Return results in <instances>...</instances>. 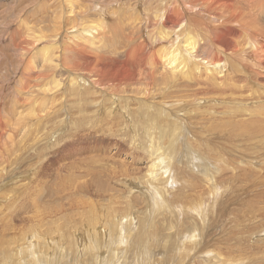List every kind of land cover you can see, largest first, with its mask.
Masks as SVG:
<instances>
[{
	"label": "bare ground",
	"instance_id": "1",
	"mask_svg": "<svg viewBox=\"0 0 264 264\" xmlns=\"http://www.w3.org/2000/svg\"><path fill=\"white\" fill-rule=\"evenodd\" d=\"M86 1L60 0V5L51 8L54 15H52L53 20L49 19L52 20V23H49H51L50 28L54 30L52 36L56 37L51 41L44 40L47 38L44 29L49 27L42 25L41 27L37 26L38 29H34V24L33 27L27 26L28 23L26 24V29L34 34V38L26 39L25 43L21 41L22 43L16 45L22 48L24 52L22 55H26L35 52L36 48H31L34 47V43L43 41L42 47L40 48L37 45L39 48L37 47L35 52L41 59L37 60L39 61L38 64L34 62L37 64L35 68L31 66L24 67V75L21 76L25 78L23 82L20 80L22 82L21 87L19 86L18 89L20 94L17 92L19 98L15 100L19 102L22 96L24 97L25 107L28 106L29 118L32 120L36 119L39 114L44 116V112H41L46 108H48L46 113H49L51 109H55L53 113L50 112V115H46L47 117L52 116V119L59 124V128L56 127L58 131L61 130V125L63 126L64 123L71 120L70 118L73 119V125L88 124L91 127L88 130L93 131L94 129L97 131L95 127L100 122V117L105 114L104 120L106 119L112 126L119 127V129L109 132L111 136H119L123 141H129L134 149L142 148L144 145L142 150L148 153L150 166L147 168V174L141 175L139 178V180L142 179L144 184L141 181L133 183L135 187L139 188L135 192L142 190L143 195L147 197V199L145 197L146 203L153 204H151L154 208L152 216L154 217V213L162 214L164 219L147 218V221L142 217L134 219L136 217L135 215L132 216V212L126 219H118L117 222L115 219L113 223L114 231L120 234L126 226L128 232L135 234L136 241L132 238L135 243H131V248H129L130 239L127 237V241H124V243L128 245L118 255L121 258H119L120 262L119 259H115L116 254L115 258L109 257L111 261L115 259L119 264H135V255L139 253L138 249L140 248V255L143 254L144 262L147 264L151 263L152 260L151 256H148L150 253L148 249L146 248V251H144L143 247L151 246V240L157 242L160 237L165 238V219H168L165 213L173 214L176 211L175 206H180L183 208L180 209L181 214L191 215L194 219L197 214L196 210L199 208V204L196 203V206L193 204V207H185L183 200L185 197L182 196L168 199L165 196L166 192L160 188L168 189V184H171L170 172H178L179 164L183 160L178 141L181 136L184 137L181 133L188 132V130L185 129L183 119L178 116L179 112L187 109L188 115L191 111H195L193 114H196L198 107L204 106L205 109L198 112L202 113L201 115H204V117L216 118L218 115L222 123L220 125H224L226 126L224 128L229 129L228 131L226 129V132L245 133L246 139L264 146V0H141V3H133L131 6L123 1L125 3L123 7L118 6V4L114 5L115 2L112 4L114 0H111L112 5L108 6L106 4L103 6L105 0L102 3L99 1L100 5L98 4V7L93 5L95 2L87 3ZM118 1L120 3V0ZM147 1L148 3H146ZM92 16L94 17L92 18ZM79 18H81V21H79V23L81 22L80 27L75 29L80 32L78 41L72 43L73 45L58 43L60 42L57 39L58 33L55 34L58 24L60 25L62 21L71 24ZM23 22H25V18ZM24 34L26 33L24 32ZM25 37L26 35L23 39ZM67 42H64V44ZM31 57V55L28 56V58ZM64 75L67 78L66 82L63 80ZM33 77H36L38 83L36 81L35 84L33 83L35 78L32 82ZM57 78H60V80ZM52 82L55 83L54 86H52ZM151 96L155 99V102L151 101L150 103L153 102V104L156 103V105L161 106H146L142 112L140 109L137 115H133L132 109L134 107L129 104L131 98L137 99L138 102L134 104L140 107V100H144L146 105L150 100L146 102V99ZM71 105H77V110H73L77 112L76 114H72ZM169 105L172 106L173 111L170 110ZM191 107H194L197 111ZM19 108L17 106V109ZM37 110L40 112L39 114ZM15 111H17L16 108ZM173 112L175 114H172ZM19 115L20 113L18 117L23 116L22 114ZM42 118L44 119V117ZM38 119L41 118H37V121ZM206 119L209 120L208 117ZM11 120L9 119V121ZM34 123L31 122L30 126H26L28 128L23 127V129L25 128V136L22 135L21 146L26 147L28 144L37 143L35 141L32 143L30 140L31 143L27 144L25 141L26 137L31 134L28 130L31 126H34ZM20 124L19 126H21ZM213 125L214 123L211 126ZM35 126H39V129H36L38 132L34 131L33 137H31L37 140L47 139V144H50L48 147L51 148L53 144H51V141L56 137L54 133L58 131H55V128H50V130L47 129V132H43L48 124L41 125L39 121L36 122ZM212 128L215 129V126ZM43 133L46 136L51 134V136L45 137ZM186 134H189V132ZM59 135L57 137H63L62 134ZM78 135L85 137L86 134L83 135L82 132H78ZM2 137L3 134L0 135V177L7 173V168L16 163L14 158L9 157H16L17 160L19 158L18 152L15 155V152L9 147L2 148L7 145V143L1 144ZM21 146H18V149H21ZM161 149L163 151H160ZM188 153L192 155L194 152L189 150ZM48 158L52 157L49 156ZM172 160H174L173 164H171ZM6 163H9L10 166ZM126 169H120V174L124 177H130L131 174ZM174 180L178 182V176H175ZM121 181L128 183L126 180ZM129 183L133 185L132 179ZM181 183L185 185L184 182ZM134 186H131V188H134ZM191 186L197 187L195 184ZM113 189L111 187V190ZM131 193L129 191V195ZM122 197L124 198V196ZM201 219L203 218L201 217ZM38 220L42 222L41 219ZM30 222H32V219ZM117 223L120 226L115 227ZM191 223H193L191 228H184L185 223L172 224L169 227L170 230L167 231L168 233H165L167 239L174 240L173 249L182 248L179 252H176V255L181 254L183 260H187L188 255L199 252L202 247L201 236L197 233L186 235V240L180 238L183 232L185 234L193 227L195 229L199 228L198 221ZM183 224L184 226L181 227ZM53 225L56 224L53 223ZM143 225L145 231L143 229L138 231L139 226L142 227ZM204 225L205 223L202 224V226ZM134 226L136 229H133ZM123 227L124 229H122ZM5 229L7 230V228H4L3 231ZM60 229L56 227L55 234L58 235L63 231ZM27 230L24 232L25 234L19 237L21 240L17 243L19 245L15 246L16 249L13 247L15 250L12 248V251L9 250L5 253L3 257L4 264H50L47 263V256L53 250L60 248L57 246L59 243L58 236L55 234L57 238L54 235L50 236V233H54L51 227L38 231L31 225ZM68 230L67 232H70ZM127 230L125 229V231ZM27 238H29V241L26 240ZM59 238L63 241L65 235L61 233ZM4 240L6 239L4 238ZM4 240L2 241L4 242ZM143 240L145 245L142 243ZM80 244L79 250L83 255L77 256L78 254L75 255V243L72 239L70 242L63 243L60 252L62 257L60 256L58 262H56L58 254H55V264H82L84 262L87 264H105V257H95L96 254L92 256L93 251L95 249L99 251L100 247H92L90 240ZM118 244H116L117 247L120 246ZM132 247H135L134 252H132ZM155 247L157 248V246ZM173 252L175 253V251ZM87 254H89V257H87ZM101 255L103 256V253ZM52 257L54 258V255ZM165 257L164 259H169ZM170 257L173 259L172 256ZM53 258L50 262L53 261ZM131 258L133 260H130ZM215 259L216 257L210 258L206 264H216L217 260ZM242 264H251V262L246 261Z\"/></svg>",
	"mask_w": 264,
	"mask_h": 264
},
{
	"label": "rangeland",
	"instance_id": "2",
	"mask_svg": "<svg viewBox=\"0 0 264 264\" xmlns=\"http://www.w3.org/2000/svg\"><path fill=\"white\" fill-rule=\"evenodd\" d=\"M99 1L102 3L103 0H87L86 2H95L93 5L98 7L100 5ZM105 1H103L104 5H101L105 6L106 4V6H108L111 4L110 2H112L111 0ZM123 1H126L128 6H131L133 3H141V0H120V3H118V0H114L112 4L115 2L114 5L118 4V6L121 5L123 7L125 6ZM121 2L124 5H122ZM60 3V0H0V120L2 119L3 121H0V135L3 134L1 144L7 143V145L2 148L6 149L9 147L15 152V155L18 152L17 155L19 156L18 160L16 157H9L14 158L16 163L10 168H7V173H5L3 177H0V264H4L3 257L7 251H12L13 247L16 249L15 246L19 245L17 243L21 240L19 237L25 234L24 232H26L27 228L31 227V225L38 231L46 227H51L53 232L56 227L59 229L61 227L63 228L60 229L63 231L58 235L55 234V232L50 233V236L54 234L58 236L59 243L57 246L60 248L55 249L56 251L53 250L47 256L49 259H47V263L55 264L54 259L56 258V262H58L60 256L62 257V253L60 252L63 243L65 244L67 241L70 242L72 239L75 243V255H83L79 250V246H81L80 243L84 244L90 240L92 247H100L99 251L97 249L93 251L94 253H92V256L96 254L95 257H105V264H111L113 262L119 264L121 258L120 256L118 257V255H120L122 249L126 248L128 245H126L124 241H127L128 237V239H130L128 246L131 248L130 244L135 243L134 240L136 236L134 233L128 232L126 226L124 227L127 231H125L123 227L122 229L124 230H121L120 234L114 231L113 223L115 219L116 222L118 219H126L131 212L132 216L135 215L136 217L134 219L140 217L146 221L147 218L155 220L164 219L162 214L154 213V217L152 216L154 210V208H152L153 204L149 203L148 200L147 202L149 204L146 203L147 197L143 195L142 190L137 193L135 192L139 188L135 187L133 183L139 181L143 182L142 179L139 180V178L141 175L147 174V168L150 166L148 153L142 150L144 145L142 148L134 149L129 141H123L119 136H111L109 132L119 129V127L112 126L106 119L105 121V114L100 117V122H98L95 127L97 131L94 129V132L88 130L91 128L88 124L73 125L72 118H70L71 120L67 121V123H64L63 126L61 125V130L58 131L59 124L52 119V116L47 117V115H50V112L53 113L55 109H49L50 112L46 113L48 112V108H46V110L41 112H44V116L39 114L40 112L37 110L39 114L37 118H41L38 119L39 123L41 125L44 123L45 125H50V127L47 126L48 128L46 127L43 132H47V129L50 130V128L56 129L57 126L55 131L58 132L54 133L56 137L51 141V144L53 143L51 146L52 150L48 147L50 144H47V139L41 138L37 140L32 138L34 131L38 132L36 129H39V126H35L38 121L37 118L34 120L29 118V108L28 106L25 107L26 101L23 96L19 101L21 105L17 102L19 98L18 95L20 94L18 89L21 87L25 78L21 76L24 75V67L31 66L35 68L39 62L37 60L41 59L35 52L37 47H42L43 41H38L39 43L37 42L36 44L34 43V47L31 48H36L34 50L35 52L27 53L26 55H22L24 54L22 48L18 47L16 44L22 43L23 41V43H25L26 39L34 38V34L28 32L26 29L27 26H35L34 29H38V27L42 25L44 27H49L44 29L47 35V38L44 40L51 41L56 39L55 36H52V34L54 35L53 28H50L51 21L53 20L52 15H54V13L52 14L51 8L60 5ZM146 3H148V1ZM93 17L94 16H92V18ZM24 18L26 23L23 22ZM42 21L45 22L43 23ZM79 21H81V18L76 19V21L71 24H67L65 21H62L60 25L58 24L55 32V34L58 33V41L60 40L58 43L61 44L62 42L63 45H73L72 43L78 41L77 39L80 36V32L75 29L80 27L81 22L79 23ZM27 23L28 25L26 26ZM48 29L51 30L49 31ZM24 32L26 34H24ZM25 35L26 37L23 39ZM65 40L68 41L66 44H64V42H66ZM30 55L33 58H28ZM34 62H37V64ZM65 76L66 75H64V79L62 78L63 76L61 78L66 82L67 78ZM58 80H60V78ZM35 81L38 83L36 77H33L32 82L34 84ZM54 85L55 83L52 82V86ZM151 101L155 102L152 96L146 99V105L144 100L142 101L141 99V106L138 107L139 105L134 104L138 102V100L131 98L129 104L134 107L132 109V114L137 115L139 110L141 109L142 112L146 106H161L158 104L156 105V103L153 104V102L150 103ZM17 106L20 108L17 109ZM71 106L72 114H76L77 112L73 110H77V105ZM74 106L75 108H73ZM15 108L17 111H15ZM169 108L173 111L171 105H169ZM191 108L196 110L194 107ZM198 108V111L205 109L204 106H199ZM155 111L157 110L155 109ZM187 111L188 110L185 109V111L179 112L178 115L183 119L185 129L189 132V134H186L188 132L185 131L182 132L181 135H184V137L181 136L178 141L183 160L179 164L180 168L178 172H170L171 184H168V189L160 188L166 192L165 196L168 199H173L177 196L185 197V199L183 198L185 207H193V204L194 206L199 204L201 207L198 205L199 208L196 210V219H193L191 215L181 214L180 209L183 208L180 206H175L176 211L173 214L165 213L167 215L165 216L168 218L165 219V238L163 239V237H160L157 242L156 240L153 242L149 240L152 245L143 247L144 251H146V248L148 249V252H150L148 256H151L152 260L151 263L149 262L147 264H183L184 262V264H206L210 258L214 257H216L215 260H217L216 264H242L246 261L251 262V264H264V146L246 139L245 133L242 134L237 131L236 133L226 132V129L227 131L229 129L224 128L226 127L224 125H220L222 123L218 115L216 118H212L211 116L204 117V115H201L202 113L200 114L197 110L196 114H193L195 111H191L188 115ZM19 113L23 116L26 114V116L21 117L19 115L20 117H18ZM172 114L175 113L173 112ZM42 117H44V119ZM207 117L209 120L206 119ZM26 118L27 120H25ZM87 118L90 119L88 116ZM9 119L12 120L9 121ZM20 119H23L24 123ZM9 122H12L11 124L13 125ZM31 122H35L33 124L35 127L31 126L32 128H29L28 131L31 134L26 137L25 141L27 144L31 143V141L32 143L33 141L37 143L33 145L28 144L26 147L21 146L20 140H22L25 129H23V127L30 126ZM212 122L214 123L213 126H211L213 124ZM19 123H21V126H19ZM55 124L57 125L55 126ZM189 125L193 131L190 129ZM214 126L215 129L212 128ZM31 129L33 130L31 131ZM78 132H82L83 135L86 134L85 137L78 135ZM58 134H60L59 136L62 134L63 137H57ZM43 136L50 137L51 134L46 136L43 133ZM18 146H21V149H18ZM34 146L35 148H33ZM189 150H193L194 153L190 155L188 153ZM160 151H163V149ZM208 153H211L210 156H208ZM48 154L52 158H48ZM46 158L48 159L46 160ZM172 161L171 164L174 163V160ZM6 164L9 165V163ZM115 169L117 170L115 171ZM120 169L128 170L131 174V178L121 175ZM135 176L138 179L137 181L136 178H134ZM175 176H178V182L174 180ZM183 176L185 177L184 180ZM131 179L133 185L129 183ZM121 180H126L128 183H124ZM181 182H184L185 185ZM192 184L197 185V187L191 186ZM110 186L114 189L111 190ZM131 186H134V188H131ZM129 191L135 196L137 195V197L135 198L134 195L133 197L131 193V198ZM120 195L131 202L127 203L129 201L123 197L121 198ZM201 217L203 219H201ZM31 219L32 222H30ZM38 219H41L42 222ZM194 220L198 221L199 228L195 229L193 227L188 233L184 234L183 232L180 238L186 240V235L197 233L201 236L202 247L200 250L197 249L199 252L188 255L189 260L188 258L187 260H183L181 259V254L176 255V252H179L182 248L178 250L173 249L174 240L170 241L167 239L168 237L165 233H168L167 231L170 230L169 227L176 223H185V226L183 224L181 227L191 228L193 226L191 222H195ZM57 221L59 222L56 223ZM53 223L56 225H53ZM203 223H205L204 226H202ZM159 224L161 223L159 222ZM118 225L120 226V224L117 223L115 227ZM75 226L78 227L76 228ZM135 226L133 229H136ZM4 228H7L8 231L6 229L3 231ZM66 229H69L68 231L70 232H67ZM141 229L145 231L144 225L142 227L139 226L138 231ZM86 230L87 232H85ZM61 233L65 235L63 241L59 238ZM4 238L6 240H4ZM2 240H4V242ZM26 240L29 241V238ZM142 243L144 244V240ZM116 244L120 246L117 247ZM155 246H157V248ZM14 248L13 250H15ZM134 249L135 247L132 252H134ZM111 251L112 253H110ZM138 251L139 253L135 255V264H146L142 256L143 254L140 255V248ZM14 253L16 252L14 251ZM101 253H103V256ZM55 254H58V257H56ZM115 254L116 258L114 257ZM53 255L54 258L52 257ZM88 255L89 254H87V257H89ZM109 256L116 260L120 258L118 260L119 262H116L115 259L111 261ZM170 256H172L173 259H171ZM107 257L111 263L107 260ZM164 257L168 261L164 259ZM52 258L53 261L50 262ZM130 260H133V258ZM82 264L87 263L84 262Z\"/></svg>",
	"mask_w": 264,
	"mask_h": 264
}]
</instances>
